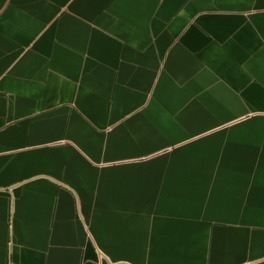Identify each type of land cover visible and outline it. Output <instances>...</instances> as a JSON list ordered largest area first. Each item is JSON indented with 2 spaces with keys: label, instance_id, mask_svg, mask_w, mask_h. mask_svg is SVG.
Returning a JSON list of instances; mask_svg holds the SVG:
<instances>
[{
  "label": "crops",
  "instance_id": "0c3cea01",
  "mask_svg": "<svg viewBox=\"0 0 264 264\" xmlns=\"http://www.w3.org/2000/svg\"><path fill=\"white\" fill-rule=\"evenodd\" d=\"M0 264H264V0H0Z\"/></svg>",
  "mask_w": 264,
  "mask_h": 264
}]
</instances>
